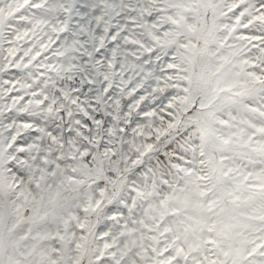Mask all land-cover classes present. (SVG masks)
<instances>
[{
  "label": "snow or ice",
  "instance_id": "snow-or-ice-1",
  "mask_svg": "<svg viewBox=\"0 0 264 264\" xmlns=\"http://www.w3.org/2000/svg\"><path fill=\"white\" fill-rule=\"evenodd\" d=\"M0 264H264V0H0Z\"/></svg>",
  "mask_w": 264,
  "mask_h": 264
}]
</instances>
